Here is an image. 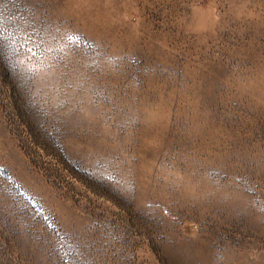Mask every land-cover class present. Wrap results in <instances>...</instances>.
<instances>
[{
	"label": "rangeland",
	"instance_id": "rangeland-1",
	"mask_svg": "<svg viewBox=\"0 0 264 264\" xmlns=\"http://www.w3.org/2000/svg\"><path fill=\"white\" fill-rule=\"evenodd\" d=\"M0 264H264V0H0Z\"/></svg>",
	"mask_w": 264,
	"mask_h": 264
},
{
	"label": "snow or ice",
	"instance_id": "snow-or-ice-1",
	"mask_svg": "<svg viewBox=\"0 0 264 264\" xmlns=\"http://www.w3.org/2000/svg\"><path fill=\"white\" fill-rule=\"evenodd\" d=\"M71 38V37H70Z\"/></svg>",
	"mask_w": 264,
	"mask_h": 264
}]
</instances>
